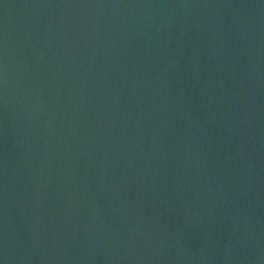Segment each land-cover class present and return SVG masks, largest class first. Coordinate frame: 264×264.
<instances>
[{"label":"water","instance_id":"95a60500","mask_svg":"<svg viewBox=\"0 0 264 264\" xmlns=\"http://www.w3.org/2000/svg\"><path fill=\"white\" fill-rule=\"evenodd\" d=\"M0 264H264V0H0Z\"/></svg>","mask_w":264,"mask_h":264}]
</instances>
